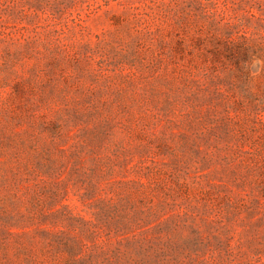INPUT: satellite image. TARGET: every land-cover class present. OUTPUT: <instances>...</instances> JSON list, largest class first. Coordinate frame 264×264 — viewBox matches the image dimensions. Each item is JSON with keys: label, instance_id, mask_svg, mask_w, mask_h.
<instances>
[{"label": "rangeland", "instance_id": "374dc122", "mask_svg": "<svg viewBox=\"0 0 264 264\" xmlns=\"http://www.w3.org/2000/svg\"><path fill=\"white\" fill-rule=\"evenodd\" d=\"M0 264H264V0H0Z\"/></svg>", "mask_w": 264, "mask_h": 264}]
</instances>
